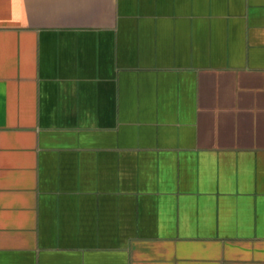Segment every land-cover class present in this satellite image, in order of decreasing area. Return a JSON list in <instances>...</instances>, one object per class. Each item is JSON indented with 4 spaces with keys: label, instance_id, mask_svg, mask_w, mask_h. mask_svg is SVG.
Returning <instances> with one entry per match:
<instances>
[{
    "label": "crops",
    "instance_id": "crops-1",
    "mask_svg": "<svg viewBox=\"0 0 264 264\" xmlns=\"http://www.w3.org/2000/svg\"><path fill=\"white\" fill-rule=\"evenodd\" d=\"M0 264H264V0H0Z\"/></svg>",
    "mask_w": 264,
    "mask_h": 264
}]
</instances>
